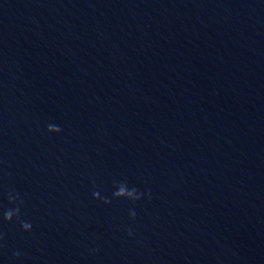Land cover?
<instances>
[{
	"label": "water",
	"instance_id": "95a60500",
	"mask_svg": "<svg viewBox=\"0 0 264 264\" xmlns=\"http://www.w3.org/2000/svg\"><path fill=\"white\" fill-rule=\"evenodd\" d=\"M0 264H264V0H0Z\"/></svg>",
	"mask_w": 264,
	"mask_h": 264
}]
</instances>
